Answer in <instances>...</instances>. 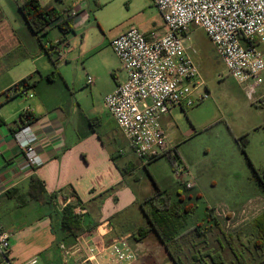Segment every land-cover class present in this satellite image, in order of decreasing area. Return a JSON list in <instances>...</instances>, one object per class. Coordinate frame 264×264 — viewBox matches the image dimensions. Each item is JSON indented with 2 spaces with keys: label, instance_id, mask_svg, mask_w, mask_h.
Listing matches in <instances>:
<instances>
[{
  "label": "crops",
  "instance_id": "0c3cea01",
  "mask_svg": "<svg viewBox=\"0 0 264 264\" xmlns=\"http://www.w3.org/2000/svg\"><path fill=\"white\" fill-rule=\"evenodd\" d=\"M25 1L0 2V233L10 235L11 259L15 264H27L33 257L42 264H89L86 251H75L74 246L84 237H94L104 245L127 240L136 254L133 264L172 260L155 230L137 238L140 228L151 226V199L166 198V189L149 172L153 187L138 173L157 159L142 160L131 149L138 162L126 160L123 150L106 147L100 134L102 126L108 127L110 138L123 133L104 104L105 97L127 79L111 42L131 27L147 35L161 31V12L153 0H39L43 8L61 16L72 9L78 15L71 17L66 34L57 26L35 34L20 11ZM63 39L69 44L66 60L56 62V55L43 44ZM81 59L94 79L93 84L87 80L94 85L91 91L102 99L93 118L79 112L60 87L70 88L69 65ZM27 78L33 97L5 95ZM27 107L43 160L38 169L28 165L15 138ZM64 197L74 211L85 210L80 219L86 231L77 239L62 228ZM63 246L70 249L69 255Z\"/></svg>",
  "mask_w": 264,
  "mask_h": 264
},
{
  "label": "rangeland",
  "instance_id": "374dc122",
  "mask_svg": "<svg viewBox=\"0 0 264 264\" xmlns=\"http://www.w3.org/2000/svg\"><path fill=\"white\" fill-rule=\"evenodd\" d=\"M188 45L199 66L203 85L194 94L192 107L174 108L162 119L169 137L168 150L147 170L141 167L139 176L153 187L150 173L159 186L166 189L172 215L178 210L187 211L186 222L190 229L183 240L182 264H214L209 257L203 263L193 260L196 251L208 250L219 251L224 264H239L232 247L242 253L246 264H264V254L255 250L254 238L247 228L248 223L264 211V198L251 201L264 197V73L262 84L249 98L243 85L229 74L203 29H192ZM85 61L81 59L69 65L70 88L60 87L79 112L93 118L102 99L91 91L94 85L87 83ZM100 134L106 147L123 150L124 159L138 162L123 133L110 138L108 127L102 126ZM181 166L190 169L192 176L186 180L193 181L192 188L176 177L175 171ZM249 201L256 207H249L252 209L249 214L244 220L239 219L240 209ZM214 220L219 225H215ZM198 224L213 226L204 244L202 238L193 233L192 228ZM166 228L171 231L173 226L167 223ZM225 235L231 236L230 243ZM163 264L175 262L167 259Z\"/></svg>",
  "mask_w": 264,
  "mask_h": 264
},
{
  "label": "built area",
  "instance_id": "2783aa9c",
  "mask_svg": "<svg viewBox=\"0 0 264 264\" xmlns=\"http://www.w3.org/2000/svg\"><path fill=\"white\" fill-rule=\"evenodd\" d=\"M153 1L162 14V30L147 35L131 27L112 40L111 47L127 72V79L104 99L106 109L134 153L145 161L167 152L169 137L162 119L174 108L192 107L194 94L203 85L199 66L188 45L193 28L203 29L229 74L243 85L249 98L262 84L264 73V0ZM76 15L78 10L72 9L64 18ZM45 46L48 53L56 54L58 62L66 60L67 40L49 41ZM88 82L93 84V77H88ZM14 88L15 85L10 88L13 93L33 97L31 89ZM31 114V107L23 110V122L15 138L28 165L38 169L43 164L36 148L38 136L32 125L26 124ZM175 174L180 183L193 187V181L186 180L192 176L188 167H178ZM249 207L256 206L252 202L246 204L240 209L239 219L244 220L252 210ZM84 211L78 207L75 212L81 215ZM226 211L236 216L235 212ZM63 249L66 255L70 254V249L64 246ZM82 249L87 253L89 264H133L136 261V254L125 239L104 245L94 237H84L74 246L75 251ZM10 250V235L1 232L0 264H15ZM27 264L42 263L38 257H33Z\"/></svg>",
  "mask_w": 264,
  "mask_h": 264
},
{
  "label": "trees",
  "instance_id": "16d2710c",
  "mask_svg": "<svg viewBox=\"0 0 264 264\" xmlns=\"http://www.w3.org/2000/svg\"><path fill=\"white\" fill-rule=\"evenodd\" d=\"M20 11L23 14L27 24L35 34L46 33L48 31V28L51 26H57L63 34H66L71 30V17L64 18V16H61L60 13L57 12L55 9L43 8L39 0H26L20 6ZM43 47L48 52L45 44H43ZM49 54L56 55L55 53ZM56 62L58 61L56 60ZM22 87L26 90L31 88L30 78H27L15 85V88L17 90ZM5 95L21 96V93H13L12 90L9 89L5 92ZM22 116L23 115H21V118ZM27 119L28 120L26 121V124H31L34 120V117L31 114L29 117H27ZM22 122L23 121L21 120V123ZM162 156L163 155L151 158L148 161L156 160ZM172 159H175V157ZM169 199V197L159 199L158 201L151 199L153 209L152 213L149 215L151 226L146 228H140L137 238L138 240H142L146 238L152 230H155L159 235L161 241L164 243L168 253L170 254L175 264H182L180 256L183 252V240H185V237H187V231L190 229L187 228V211L183 213L182 211L178 210L175 215H172V213L170 212L171 205ZM64 200H66V197H64ZM211 212H213V209H211ZM207 222H210V218H208ZM214 222L215 225H219L217 220H214ZM167 223H170L173 226L171 231L166 228ZM62 228L65 232L69 233L70 236L76 239L83 235L86 231L80 219V215H77L75 213L72 203H68L66 206L63 207ZM211 228H213V226L209 227L207 225L198 224L192 229L194 236L206 239ZM247 228L251 233L250 235L254 238L253 246L255 250L259 254H264V211L260 213L257 217H255L252 221H250L247 225ZM225 237L227 238V240H229L228 242L230 243L231 236L225 235ZM231 249L237 262L239 264H246L242 253H239V251L234 247H232ZM196 252L198 255L196 257H193L195 263H203V260L207 257H209L214 264L225 263L224 258L219 251L213 252L212 250H208L206 252Z\"/></svg>",
  "mask_w": 264,
  "mask_h": 264
}]
</instances>
